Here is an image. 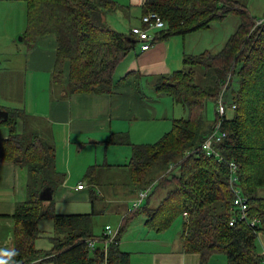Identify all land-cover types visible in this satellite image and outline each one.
I'll return each instance as SVG.
<instances>
[{
	"label": "trees",
	"instance_id": "trees-1",
	"mask_svg": "<svg viewBox=\"0 0 264 264\" xmlns=\"http://www.w3.org/2000/svg\"><path fill=\"white\" fill-rule=\"evenodd\" d=\"M22 1L28 16L25 38L32 43L41 35L56 36L54 86L62 83L67 95L111 93L115 87L132 82L138 88L139 75L136 79L129 78L134 75L131 72L119 79L113 76L117 65L134 46L129 41L130 31L129 34L117 31L105 19L109 11L118 9L116 1ZM149 12L157 13L164 22L156 41L209 28L213 20L222 19L229 12L239 13L242 21L220 52L185 55L181 70L161 76L153 84L158 96H171L188 116L174 119L171 130L156 142L133 146L129 162L133 185L152 183L149 171L159 166L164 174L155 185L171 186L159 204L147 210V225L164 230L181 216L183 250L199 254L203 263L213 255L225 254L226 264H264V255L255 246L258 233L264 231V80L256 90L259 79H264V18L252 30L254 18L247 10L229 7L220 0H145L142 15ZM197 66L204 68L206 78H211L205 86L196 83ZM65 67H68L66 82ZM229 72L233 73L234 80L221 92ZM220 93L236 107L234 116L223 123L227 135L219 145L220 151L226 160H233L239 166L237 184L247 199L248 217L259 219L254 226L243 219L229 224L234 211L228 168L224 162L198 150L212 128L205 113L206 101H215ZM21 115L20 110L8 111V117L0 120L9 131L1 143V158L24 165L28 171V199L17 204L13 214L14 246L0 250V261L4 264L47 261L128 264V254L119 248L121 227L106 251L100 246L89 249L87 239L104 236L103 230L99 235L93 232L90 215L57 214L52 208L53 198L48 201L39 198L47 187L53 195L58 183L53 170L55 151L39 137L17 132L16 123ZM172 164L173 169L166 172ZM47 218L54 226L48 237L51 246L41 249L35 242L42 237L39 223Z\"/></svg>",
	"mask_w": 264,
	"mask_h": 264
},
{
	"label": "crops",
	"instance_id": "crops-1",
	"mask_svg": "<svg viewBox=\"0 0 264 264\" xmlns=\"http://www.w3.org/2000/svg\"><path fill=\"white\" fill-rule=\"evenodd\" d=\"M144 1L138 0L141 13ZM131 5L124 9L125 16L132 12ZM132 39L134 46L117 65L114 79L136 72L138 88L132 82L115 87L111 93L67 95L53 85L56 36L52 33L38 36L26 44L23 65H0V110L23 112L16 123L17 132L28 137L37 136L54 147L53 170L58 178L51 198L54 212L90 215L92 229L95 216H116L123 231L119 248L128 254V264H226L222 257H215L218 254L203 263L199 254L183 250V217L181 224L172 229L154 230L147 225V210L159 204L170 185L159 187L160 192L158 189L152 191L157 178L146 188L134 185L122 193L114 191V182L121 180V173L130 178L129 162L133 146L137 144L129 133L136 124L151 117L152 100L146 88L152 87L155 92L154 82L170 74L171 69L166 63L168 46L164 39L156 41L146 51H141L140 44L136 48L139 42L133 36ZM208 122L211 124L214 120ZM8 135V129L0 123V149ZM27 178L26 166L5 160L0 155V250L14 246L13 214L17 204L28 199ZM80 183L84 185L82 188L77 187ZM101 185H104L105 193ZM147 188L148 196L134 209V201ZM144 202L147 209H143ZM138 215L144 217L139 223L133 221ZM106 225L109 224L106 223L103 229ZM43 235L42 230L40 238Z\"/></svg>",
	"mask_w": 264,
	"mask_h": 264
},
{
	"label": "rangeland",
	"instance_id": "rangeland-1",
	"mask_svg": "<svg viewBox=\"0 0 264 264\" xmlns=\"http://www.w3.org/2000/svg\"><path fill=\"white\" fill-rule=\"evenodd\" d=\"M117 2L118 9L116 11H109L106 14L107 23L113 24L115 30L125 32L129 34L131 25H141V10L138 7V0H114ZM225 1L229 7H240L241 9L247 10L248 14L254 18L253 30L256 26L261 25L262 22L259 20L264 18V0H238L236 4L234 0H220ZM131 5L132 12L129 16H125L124 9L129 8ZM124 7V8H122ZM239 9V8H238ZM27 9L26 5L22 0H0V65H23V57L25 53L26 44L30 43L24 36V31L27 26ZM241 16L239 13L229 12L222 19L213 20L210 23L209 28L199 29L196 31L189 32L185 35H171L164 39L168 46V54L166 63L170 65V73L181 70L183 68V55L185 54H196L204 51H209V54H216L220 52L226 43L227 39L234 34L241 24ZM111 26V25H110ZM131 26V27H130ZM156 30H150V33H154ZM140 43H136V48L139 47ZM142 51V50H141ZM204 68L197 66L195 68V80L199 86H205L211 82V78H206ZM232 71V70H231ZM118 71L115 72V74ZM130 75V79H136L137 73ZM114 74V78L116 75ZM19 76V75H18ZM68 79V67L64 68V82ZM233 73L229 72L225 76L224 83L221 86L220 91L223 92L229 88L233 81ZM263 77L259 79L256 85V90L262 87ZM56 90H63L64 86L62 83L55 85ZM148 90L147 95L151 98V104L149 108L150 119L143 121L132 129L129 136L134 140L135 144H148L156 142L161 138L162 135L166 134L171 130L172 121L174 119L186 118L188 116L187 111L180 105L173 101L171 96L163 95L157 97L155 92L151 88ZM150 92V93H149ZM221 94V93H220ZM219 94V95H220ZM218 95V96H219ZM261 97V96H260ZM225 100V99H224ZM226 102V116L232 118L235 114V105L230 100ZM217 101L208 99L206 101V117L208 121L215 119V106ZM127 171V169H126ZM128 172V171H127ZM167 172V170H166ZM164 173L163 170L159 169V166L153 167L149 171V178L156 180ZM121 180L114 182L116 192L122 193L128 188L133 187L131 178H127L125 174H120ZM119 179V178H118ZM153 183V182H152ZM152 183H148L141 188H146ZM103 193H105L104 185H101ZM118 186V187H117ZM152 191L158 189L157 192L161 191L159 186L152 185ZM170 189V188H168ZM113 191V192H114ZM120 195V194H117ZM105 197V195H103ZM146 205V202H144ZM109 206V205H108ZM113 207V205H111ZM144 220L142 215H138L133 218V221ZM181 216L174 219L168 229H172L177 224H181ZM109 224L111 230L117 232L120 227V223L116 222V216L110 214L98 215L93 218V231L95 234L102 232L103 226ZM41 231L43 230V238L36 240L35 244L38 248L47 249L51 246V242L48 238L53 231V221L50 218L44 219L39 224ZM123 238V231L120 233L119 246ZM255 246L258 253L264 255V231L259 232L255 239ZM220 255V256H219ZM215 257H219L225 261V254H219Z\"/></svg>",
	"mask_w": 264,
	"mask_h": 264
},
{
	"label": "built area",
	"instance_id": "built-area-1",
	"mask_svg": "<svg viewBox=\"0 0 264 264\" xmlns=\"http://www.w3.org/2000/svg\"><path fill=\"white\" fill-rule=\"evenodd\" d=\"M260 22L263 19L259 20ZM164 27V22L157 15V13L149 12L141 16V25L132 26L130 28L131 35L140 43V49L142 51L149 50L155 44V41L158 36V31ZM155 29L154 33H150V30ZM216 110H215V119L212 123V128L207 136L202 141L198 150L203 152L206 156L214 157L219 162H224L228 168V183L230 189L233 193V211L234 215L232 220L229 222L230 225H234L237 219H243L248 222L249 226H254L259 219L249 218L247 214L248 203L244 195H242L240 188L238 187V170L239 166L233 160H226L222 152L220 151L219 145L223 142L226 137V131L223 130V123L226 116V102L222 96V93L216 99ZM186 154H189L187 152ZM174 165H170L167 169V172L172 170ZM84 185L80 183L77 187L82 188ZM148 196V188L141 191L138 195V198L133 203V208H138L143 203L144 199ZM187 217L186 213H183ZM118 234L111 230L109 225H106L103 229L102 237L90 238L87 239V246L89 249H95V247H102L104 251L107 250L108 244L113 242L115 237Z\"/></svg>",
	"mask_w": 264,
	"mask_h": 264
},
{
	"label": "water",
	"instance_id": "water-1",
	"mask_svg": "<svg viewBox=\"0 0 264 264\" xmlns=\"http://www.w3.org/2000/svg\"><path fill=\"white\" fill-rule=\"evenodd\" d=\"M129 41H130L131 43H133V44L135 43V40H134V39H129ZM7 116H8L7 111H2V110H0V117H1L2 119H6ZM39 198H40L41 200H44V201H48V200H50V199L52 198L51 189H50L49 187H47V188H45L44 190H42L41 193H40V195H39Z\"/></svg>",
	"mask_w": 264,
	"mask_h": 264
},
{
	"label": "clouds",
	"instance_id": "clouds-1",
	"mask_svg": "<svg viewBox=\"0 0 264 264\" xmlns=\"http://www.w3.org/2000/svg\"><path fill=\"white\" fill-rule=\"evenodd\" d=\"M0 264H4V262L0 261Z\"/></svg>",
	"mask_w": 264,
	"mask_h": 264
}]
</instances>
